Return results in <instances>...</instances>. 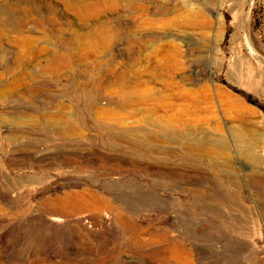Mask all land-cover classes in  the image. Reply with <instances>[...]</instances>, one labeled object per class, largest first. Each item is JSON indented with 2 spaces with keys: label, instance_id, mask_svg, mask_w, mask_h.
I'll use <instances>...</instances> for the list:
<instances>
[{
  "label": "rangeland",
  "instance_id": "1",
  "mask_svg": "<svg viewBox=\"0 0 264 264\" xmlns=\"http://www.w3.org/2000/svg\"><path fill=\"white\" fill-rule=\"evenodd\" d=\"M12 5L0 264H264V0Z\"/></svg>",
  "mask_w": 264,
  "mask_h": 264
},
{
  "label": "bare ground",
  "instance_id": "2",
  "mask_svg": "<svg viewBox=\"0 0 264 264\" xmlns=\"http://www.w3.org/2000/svg\"><path fill=\"white\" fill-rule=\"evenodd\" d=\"M15 9V5H12L10 8H7L5 6H0V28H3V27H9L11 30H13L14 32H20L22 33L23 31V28H25V26L28 24V19H21V20H18L16 17L13 16L12 14V10ZM53 20V19H52ZM41 25V24H40ZM70 40V39H69ZM70 51V50H69ZM74 55V53H73ZM75 56V55H74ZM67 58V56H60V55H56L54 58L51 59L50 63L51 65L52 64H55L57 63L58 61L62 60V59H65ZM113 73V72H112ZM72 196H75V197H79L81 195L77 194V193H74V194H67L65 196V198H61V199H57L58 202H61V204H64L66 205L65 207H67V202H68V199ZM3 200V199H2ZM52 220L53 222L55 223H61L63 222L62 221V218L60 217H54L53 219H50Z\"/></svg>",
  "mask_w": 264,
  "mask_h": 264
}]
</instances>
